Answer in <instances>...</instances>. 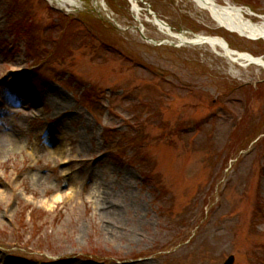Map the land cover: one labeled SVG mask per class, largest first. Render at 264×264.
<instances>
[{
    "label": "rangeland",
    "instance_id": "obj_1",
    "mask_svg": "<svg viewBox=\"0 0 264 264\" xmlns=\"http://www.w3.org/2000/svg\"><path fill=\"white\" fill-rule=\"evenodd\" d=\"M142 1L0 0V264H264V69L177 47L148 10L264 41ZM215 1L264 22V0Z\"/></svg>",
    "mask_w": 264,
    "mask_h": 264
},
{
    "label": "bare ground",
    "instance_id": "obj_2",
    "mask_svg": "<svg viewBox=\"0 0 264 264\" xmlns=\"http://www.w3.org/2000/svg\"><path fill=\"white\" fill-rule=\"evenodd\" d=\"M52 4L66 6L73 0H50ZM134 1V0H131ZM201 11L207 12L211 19L220 27L230 33L237 34L242 38L252 41H264V22L255 24L252 20H247L246 15L253 16L250 11L235 7L231 4L220 6L215 0H190ZM134 3V9L138 11V5ZM59 5V6H61ZM75 5V3H74ZM264 20V17H261ZM151 22L169 38L180 41L186 46H208L218 56L228 59L230 62L240 65L243 68L250 66L264 69V58L256 57L249 53H240L231 49L229 43L219 37L190 35L188 33L174 34L170 27L165 23H160L158 17H152ZM208 37V38H206Z\"/></svg>",
    "mask_w": 264,
    "mask_h": 264
},
{
    "label": "water",
    "instance_id": "obj_3",
    "mask_svg": "<svg viewBox=\"0 0 264 264\" xmlns=\"http://www.w3.org/2000/svg\"><path fill=\"white\" fill-rule=\"evenodd\" d=\"M226 264H234V257H231Z\"/></svg>",
    "mask_w": 264,
    "mask_h": 264
}]
</instances>
